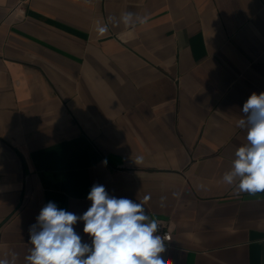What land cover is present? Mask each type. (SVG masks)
<instances>
[{
    "label": "crops",
    "instance_id": "obj_1",
    "mask_svg": "<svg viewBox=\"0 0 264 264\" xmlns=\"http://www.w3.org/2000/svg\"><path fill=\"white\" fill-rule=\"evenodd\" d=\"M125 11L145 22L97 36ZM253 92L264 0H0V257L26 264L40 210L80 216L102 184L151 196L169 264H264V193L222 182Z\"/></svg>",
    "mask_w": 264,
    "mask_h": 264
},
{
    "label": "clouds",
    "instance_id": "obj_2",
    "mask_svg": "<svg viewBox=\"0 0 264 264\" xmlns=\"http://www.w3.org/2000/svg\"><path fill=\"white\" fill-rule=\"evenodd\" d=\"M145 18L131 11L119 17L109 15L107 21L98 19L95 32L103 37L112 28H135ZM243 117L236 126L246 130L245 143L234 153L230 170L222 176L225 185L233 186L235 194L256 195L264 193V92H253L242 108ZM142 157H137L141 161ZM104 166L107 160L102 161ZM197 190L205 189L203 183ZM87 199L91 205L77 216L49 201L29 227L26 264H169L164 257L166 234H158L160 222L147 214L145 204L150 195L136 202L110 196L102 184H94ZM166 197H161L164 206ZM84 223L83 232L91 243L83 242L74 225ZM15 252L0 257V264H17Z\"/></svg>",
    "mask_w": 264,
    "mask_h": 264
},
{
    "label": "built area",
    "instance_id": "obj_3",
    "mask_svg": "<svg viewBox=\"0 0 264 264\" xmlns=\"http://www.w3.org/2000/svg\"><path fill=\"white\" fill-rule=\"evenodd\" d=\"M158 234L164 235L166 234L168 237H170L169 241H166V244H169L172 240V234L171 232L167 229V227L164 224H160V227L158 229Z\"/></svg>",
    "mask_w": 264,
    "mask_h": 264
}]
</instances>
